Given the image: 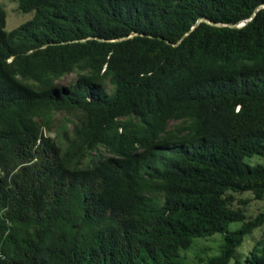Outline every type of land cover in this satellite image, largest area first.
<instances>
[{
  "label": "trees",
  "instance_id": "16d2710c",
  "mask_svg": "<svg viewBox=\"0 0 264 264\" xmlns=\"http://www.w3.org/2000/svg\"><path fill=\"white\" fill-rule=\"evenodd\" d=\"M17 6L33 16L7 30L0 2V264H264V209L237 196L264 201V0ZM214 232L218 254L182 261Z\"/></svg>",
  "mask_w": 264,
  "mask_h": 264
},
{
  "label": "rangeland",
  "instance_id": "374dc122",
  "mask_svg": "<svg viewBox=\"0 0 264 264\" xmlns=\"http://www.w3.org/2000/svg\"><path fill=\"white\" fill-rule=\"evenodd\" d=\"M0 2L4 5L6 10V24L5 28L10 30L20 24L21 22L30 19L33 16V11L24 12L21 11L17 6V0H0ZM75 77V73L71 72L65 76H63L60 81L63 83H68ZM63 114V112H62ZM61 112L57 114V116L62 115ZM253 158H258L257 156ZM262 161L261 158H259ZM253 161V160H252ZM238 197L248 198V202L246 203V213L249 215H254L258 211L264 209V201L260 199H251L250 192H242L237 194ZM240 224V222L235 221L229 224V228H235ZM261 227H255L250 233L244 236L243 241L238 246V251L247 252L249 251L254 242L260 238L261 236ZM223 242V233L222 232H214L209 235L198 236L193 239L192 244L186 248L181 249L179 251V257L184 262H193L198 258L206 259L207 256L215 255L220 252V247ZM143 260L138 264H142ZM229 264H234V260L231 259Z\"/></svg>",
  "mask_w": 264,
  "mask_h": 264
}]
</instances>
